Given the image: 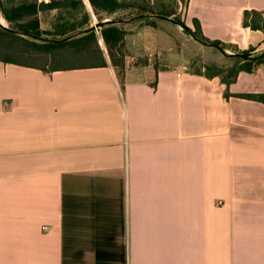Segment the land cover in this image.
Returning <instances> with one entry per match:
<instances>
[{"label":"crops","instance_id":"0c3cea01","mask_svg":"<svg viewBox=\"0 0 264 264\" xmlns=\"http://www.w3.org/2000/svg\"><path fill=\"white\" fill-rule=\"evenodd\" d=\"M185 1L206 38L264 51L243 25L264 0ZM125 29L124 68L0 61V264H264V102L239 96L264 66L228 86L161 52L157 20Z\"/></svg>","mask_w":264,"mask_h":264},{"label":"trees","instance_id":"16d2710c","mask_svg":"<svg viewBox=\"0 0 264 264\" xmlns=\"http://www.w3.org/2000/svg\"><path fill=\"white\" fill-rule=\"evenodd\" d=\"M86 1L87 3L85 0H0V13L8 23L7 27L23 34H15L0 26V61L35 67L45 72L103 67L108 63L117 68H124L127 55L125 37L128 34L125 29L126 24L106 22L97 30H93L91 29L93 19L97 23L103 22L105 17L108 20H114L112 16L116 12L127 8H136L145 14H157L168 18L177 15L174 3L170 2L169 5L164 3L172 0H142V3H131L128 0ZM177 1L181 3L185 0ZM47 11L60 13L50 30H44L41 27L40 16ZM79 14L80 20L70 21L67 18V15L69 18H74ZM102 14L105 17H102ZM133 22H141L143 25L153 24L149 17L139 18ZM193 25L194 30L188 28L186 32L189 35L194 34L196 39L204 45L220 46L234 54H257L254 49L239 50L233 45L210 40L203 35L197 20L193 21ZM243 25L252 30H260L264 34V11H245ZM68 36L71 38L59 43L41 39H59ZM229 58L235 59V63L230 67L205 64L198 72L209 78L219 77L229 86L236 81L239 73H250L257 66H264V58L255 62L243 61L235 57ZM40 61L44 65L38 64ZM239 96L264 102V94Z\"/></svg>","mask_w":264,"mask_h":264},{"label":"rangeland","instance_id":"374dc122","mask_svg":"<svg viewBox=\"0 0 264 264\" xmlns=\"http://www.w3.org/2000/svg\"><path fill=\"white\" fill-rule=\"evenodd\" d=\"M128 1L131 3H134V2L142 3V0H128ZM170 2L174 3L177 9V15L173 16L172 18L184 23V25H186L189 29L194 30V26L192 27L188 26L186 23V19L184 18V10H185L186 1H183L180 3L177 0H172V1H165L164 3L169 5ZM59 15L60 13L57 11H47L43 13L40 16L41 17V27L44 30H50L51 25L53 24V22H55V20L59 17ZM141 15H147V14H145L143 11L136 9V8H127V9L116 12L112 17L115 19L122 18V19L128 20V18L131 19V18L138 17ZM102 17H105V15L102 14ZM67 18L70 21H74L76 19L80 20L81 15L80 14L75 15L74 18L72 17L69 18V16L67 15ZM0 19L4 25L8 26V23L6 22L2 14H0ZM151 19L153 23L156 20L158 21V25H160V29L158 30V32L162 33V35L164 36V38L167 40V43H168V45L165 48L161 49L160 51L161 52L165 51L167 53L168 51L170 52V51L178 50L179 52H181V54H184L186 65L189 71L198 72L202 69V67L205 64H211V65L216 64L221 67H230L231 65L235 63V59L223 56L214 47L202 45V47H204L208 51L219 53L218 56L220 58H215L216 57L214 56L215 53L204 52L203 50L204 48L201 47V44H197L196 42H194L193 41L194 39L183 28L172 23L171 21H168L165 19H154V18H151ZM105 20H108V19L105 17L104 21ZM92 26H94L93 23H92ZM129 27L130 26H128L127 29H131V27L130 28ZM226 50L228 52H231L229 49H226ZM261 52L262 51L257 52V54ZM257 54H254V55H257ZM38 64L44 65V63L41 61L38 62Z\"/></svg>","mask_w":264,"mask_h":264},{"label":"water","instance_id":"95a60500","mask_svg":"<svg viewBox=\"0 0 264 264\" xmlns=\"http://www.w3.org/2000/svg\"><path fill=\"white\" fill-rule=\"evenodd\" d=\"M1 14V13H0ZM144 17H149V18H154V19H165V20H168V21H171L172 23L180 26L181 28H183L185 31H188V27L186 25H184V23L178 21V20H175V19H172V18H168V17H164V16H161V15H157V14H147V15H141V16H138V17H134V18H131V19H128V20H125V19H122V18H116L114 20H105L103 22H99V23H96L94 26L91 27V29L93 30H97L103 23H106V22H111L113 24H119V23H124V24H128L138 18H144ZM0 26L6 28L7 30L15 33V34H19V35H23L21 32L19 31H15V30H11L9 29L6 25H4L2 22H1V19H0ZM190 36L198 41L196 39V37L194 36V34L190 33ZM71 36H68V37H64V38H59V39H48V38H41L45 41H49V42H52V43H59V42H62V41H65V40H68L70 39ZM199 42V41H198ZM201 43V42H200ZM211 47H214L215 49H217L223 56L225 57H235V58H240L242 59L243 61H251V62H255V61H258L262 58H264V51H262L261 53L257 54V55H246V54H242V53H237V54H234V53H231V52H228L226 49L220 47V46H215V45H212Z\"/></svg>","mask_w":264,"mask_h":264},{"label":"built area","instance_id":"2783aa9c","mask_svg":"<svg viewBox=\"0 0 264 264\" xmlns=\"http://www.w3.org/2000/svg\"><path fill=\"white\" fill-rule=\"evenodd\" d=\"M92 23L95 25L96 24V21L93 19Z\"/></svg>","mask_w":264,"mask_h":264}]
</instances>
